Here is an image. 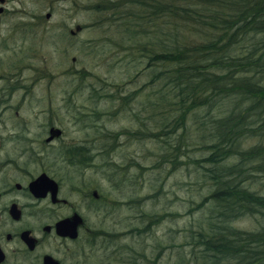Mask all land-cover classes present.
Instances as JSON below:
<instances>
[{
	"label": "trees",
	"instance_id": "trees-1",
	"mask_svg": "<svg viewBox=\"0 0 264 264\" xmlns=\"http://www.w3.org/2000/svg\"><path fill=\"white\" fill-rule=\"evenodd\" d=\"M86 9L104 13L111 25H122L123 36L126 28L133 29L128 37H120V48L133 53L131 62L137 53L146 59L143 70L154 72L151 84L162 82L167 94L159 91L155 106L149 104L152 111L158 103H166L156 108L158 114L163 109L168 117L174 114L172 122L160 124L164 128L153 135L167 145L162 149L164 164L175 169L181 163L176 159L186 146L181 140L186 117L196 109L208 111L201 128L208 132L203 146L210 154L191 164L201 168L202 178L213 189L192 211L210 204L213 216L209 228L199 226L200 232H190L191 253L187 259L180 256L178 264H264V0H94ZM145 25L154 30L150 42L140 43L139 50L130 49V43L143 38L137 35L147 30ZM160 66L163 69L158 71ZM95 89L91 88L94 95ZM138 92L124 97L115 91L108 97L126 105ZM212 110L215 115H210ZM177 130L183 132L177 145L167 143ZM256 185L262 186L260 191L254 189ZM167 216L168 212L149 221L145 232ZM242 218H252L257 229L244 232L231 226ZM143 234L130 226L124 236ZM115 235L110 232L109 245ZM185 244L173 247L180 252ZM141 253L146 262V252Z\"/></svg>",
	"mask_w": 264,
	"mask_h": 264
},
{
	"label": "rangeland",
	"instance_id": "rangeland-1",
	"mask_svg": "<svg viewBox=\"0 0 264 264\" xmlns=\"http://www.w3.org/2000/svg\"><path fill=\"white\" fill-rule=\"evenodd\" d=\"M4 1L7 9H14L17 15L24 16L21 21L29 28V39L24 41L21 51L15 52L14 55L21 58L24 51L29 61L23 63L36 70L30 69L31 71L24 76L30 82L29 85L39 88L33 89L35 91H32V95L30 93V101L49 100L63 103L72 97L71 102L75 101L84 107L81 112L102 107L99 112H103V118L108 119L107 127L110 128V134L124 128L126 132L139 130L140 138L131 143L128 141L129 136L122 134V146L111 155L117 168L131 181L123 188H118V196L123 197L125 194L124 196L132 201H126L131 203L123 206H109L106 228L109 232H118L119 226L128 224L124 231L127 232L131 226L140 228L144 234L140 238L129 236L123 240L118 239L119 235L114 236L113 240H110L109 263L178 264L180 256L187 259L191 253L190 232L193 234L200 232L199 226L209 228L213 216L211 212L213 207L210 204L192 211L194 205L208 197L213 189L212 185L202 178L201 168L191 164L192 160L196 161L210 154L203 146L208 132L201 128V122L205 120L208 111H205V108L196 109L193 111L194 117L193 115L186 117L187 127L184 138L181 139L186 146H182L181 154L178 152L176 159L182 165L180 163L172 169V166L163 163L162 149H167V145L159 143L153 135L162 131L164 128L162 124L171 123L174 114L168 117L165 109L162 110L164 111L161 112L162 115L158 114L156 108H162L166 103H158L152 111L149 104V101H152L155 106V100L160 97L159 91L163 94L167 92L164 91L162 82L154 80L151 84L154 72L153 69L143 70L147 62L142 55L137 53L134 62L128 60L133 53L128 54L120 48V37L124 34L122 25H111L109 21L104 20V13L87 10L88 3L94 0ZM47 14H50L48 18ZM77 27L78 30L75 29ZM145 27L148 31L139 33L137 36L143 38L137 40L138 43H130V49L139 50L140 43L150 42V34L154 30L146 25ZM128 30L133 29L126 28V35L123 37L130 35ZM139 31L140 28L134 30L136 33ZM15 62L14 60L9 62V70H12L13 65H17ZM40 69L46 72V77H49L47 80L40 82L35 77ZM162 69L161 66L157 68L158 71ZM47 86L52 87L50 92ZM92 87L96 88L97 94H93ZM74 88L77 89L76 93ZM134 90L139 92L130 96V101L126 102L124 109H119L121 105L108 97L115 91L121 93V96L129 97ZM44 96L47 98L43 99ZM95 102L102 104L94 106ZM209 112L210 115H215L213 110ZM133 113H138L140 126L132 127L127 124V117H132ZM150 116L153 118L147 120ZM141 132H144L143 136ZM170 136L166 139L167 143L177 145L180 136L183 137V132L177 130L175 135ZM159 139L163 140L164 137ZM113 141L110 137V145ZM204 166L210 167L207 164ZM134 178L136 182L133 184ZM259 187L256 185L254 189L260 191ZM166 212L170 216L162 218L159 224L154 225L146 233L144 227H147L148 222L155 220L157 216L162 217ZM231 226L244 232L257 229L252 218H242L233 222ZM185 242L180 252L173 247V244L182 245ZM142 247L146 252V262L141 259ZM112 250L120 253H112ZM160 251L163 253L157 257Z\"/></svg>",
	"mask_w": 264,
	"mask_h": 264
},
{
	"label": "flooded vegetation",
	"instance_id": "flooded-vegetation-1",
	"mask_svg": "<svg viewBox=\"0 0 264 264\" xmlns=\"http://www.w3.org/2000/svg\"><path fill=\"white\" fill-rule=\"evenodd\" d=\"M4 5L0 0V264H110L109 206L132 201L118 196L131 181L111 155L122 146V134L131 143L139 130L110 134L102 107L81 112L72 97L30 101L39 88L24 78L29 58L24 51L21 58L14 55L29 28L24 16ZM12 60L17 65L9 70ZM35 77L49 78L41 69ZM138 119L133 113L126 121L135 127ZM120 227L114 234L123 240Z\"/></svg>",
	"mask_w": 264,
	"mask_h": 264
},
{
	"label": "water",
	"instance_id": "water-1",
	"mask_svg": "<svg viewBox=\"0 0 264 264\" xmlns=\"http://www.w3.org/2000/svg\"><path fill=\"white\" fill-rule=\"evenodd\" d=\"M48 16H50V14H47V15H46V18H48ZM76 30H78V28H77Z\"/></svg>",
	"mask_w": 264,
	"mask_h": 264
}]
</instances>
